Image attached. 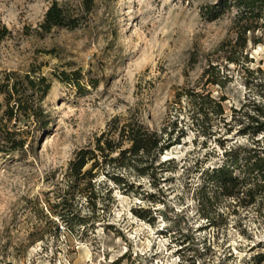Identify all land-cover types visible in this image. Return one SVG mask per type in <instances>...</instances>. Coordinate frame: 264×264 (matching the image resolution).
Returning a JSON list of instances; mask_svg holds the SVG:
<instances>
[{
    "label": "rangeland",
    "instance_id": "1",
    "mask_svg": "<svg viewBox=\"0 0 264 264\" xmlns=\"http://www.w3.org/2000/svg\"><path fill=\"white\" fill-rule=\"evenodd\" d=\"M215 1L94 0L79 27L39 35L49 0H0L9 31L0 38V72L32 66L52 79L47 127L26 134L24 154L0 152V264H184L189 256L194 264H264V176L247 169L244 149L264 157V129L241 131L238 119L257 114L256 107L264 113V45L249 40L235 63L218 57L229 53L218 46L236 37L237 11L206 20L200 7ZM208 63L216 64L217 83L207 89L225 96L224 112L202 133L190 127L192 107L183 99L175 105L171 135L184 132L155 163L156 187L146 175L121 170L132 191L106 178L107 199L99 174L92 203L70 197L69 222L60 220L55 203L67 189L63 176L74 152L115 115L131 112L150 128L166 126L174 93L200 86ZM74 69L79 88L52 75ZM237 146L239 160L229 170L239 176V194L229 196L208 176Z\"/></svg>",
    "mask_w": 264,
    "mask_h": 264
},
{
    "label": "trees",
    "instance_id": "2",
    "mask_svg": "<svg viewBox=\"0 0 264 264\" xmlns=\"http://www.w3.org/2000/svg\"><path fill=\"white\" fill-rule=\"evenodd\" d=\"M94 0H49L41 20L36 25V33L39 35L48 32L53 27L73 29L85 22L86 16L93 10ZM230 9H235L234 28L236 37L223 41L219 51L228 54L224 57L228 62H237V55H242L247 42L264 45V0H216L200 7L199 13L206 20H214ZM9 33L8 29L0 22V38ZM228 49V50H227ZM247 56V53L244 54ZM202 72L208 73L200 86H182L176 90L169 105V119L166 126L159 129L150 128L141 122L135 113H127L126 116H112L105 128L94 136L89 145L78 148L73 157L68 161L64 178L66 187L58 197L55 206L63 210L59 214L60 220L69 222V199L84 195L85 201L92 203L95 196L93 189L96 177L100 174L103 178L98 181L104 187V195L111 199V188L106 185L109 178L118 190L123 193L132 191L133 183L126 173L121 170L135 171L137 175H146L150 178V184L156 187L160 175L157 170L159 157L164 150L178 143L184 128L179 127L178 135H171L176 127L175 105L181 99L192 107L190 114V127L204 133L205 123L212 117H221L224 109L222 101L226 98L211 96L207 85L216 84L214 70L216 64H207ZM59 82L70 83L79 88L78 81L82 77L79 69L65 72L52 73ZM52 79L41 73L40 68L30 66L23 72L17 70H3L0 72V152L3 154L25 153L26 134L29 132H42L47 127L49 115L44 106V98L50 90ZM91 86L95 84L90 82ZM257 114L245 112L241 131L252 130L253 134L264 129V113L256 107ZM194 113V114H192ZM199 113L198 115H195ZM174 116V119H173ZM200 116V117H199ZM260 116L262 118L260 119ZM171 127V130L169 128ZM168 128V130H166ZM199 127V128H196ZM257 142L258 140H253ZM238 147L225 151L229 157L221 166L210 170L208 179L224 187L223 193L229 196L239 194L236 185L240 182L239 176L233 175L229 167L238 162ZM247 151L245 163L250 172H261L264 176V157L259 155L255 147H244ZM225 185H230L228 188ZM68 195V196H67ZM250 201V200H248ZM245 201V202H248ZM90 217V216H88ZM184 264H194V257L189 256ZM115 264V262L113 263Z\"/></svg>",
    "mask_w": 264,
    "mask_h": 264
}]
</instances>
